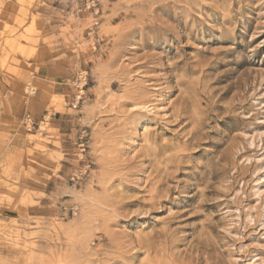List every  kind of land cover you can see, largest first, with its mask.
I'll use <instances>...</instances> for the list:
<instances>
[{"label":"rangeland","instance_id":"obj_1","mask_svg":"<svg viewBox=\"0 0 264 264\" xmlns=\"http://www.w3.org/2000/svg\"><path fill=\"white\" fill-rule=\"evenodd\" d=\"M5 12L0 264H264V0Z\"/></svg>","mask_w":264,"mask_h":264},{"label":"crops","instance_id":"obj_2","mask_svg":"<svg viewBox=\"0 0 264 264\" xmlns=\"http://www.w3.org/2000/svg\"><path fill=\"white\" fill-rule=\"evenodd\" d=\"M6 13L0 14V32L3 29L4 23H6ZM8 25H10L8 23ZM0 38V43H1ZM1 49V47H0ZM16 61L21 64L20 67H18V70H20L17 73V77H12L8 74V71L10 70H3L1 67V60H2V53L0 50V132L9 133L11 131V125L15 120H17L18 116L17 114H20L21 112L16 111V108L19 107V103L15 102L11 97V92H16L17 88L21 85H23V81L30 78L29 74H32V76H35V65L36 62L25 60L20 57H15ZM27 66H33V68H26ZM39 67L41 69V64L39 63ZM15 66V65H12ZM17 67V66H16ZM14 69V68H13ZM16 69V68H15ZM20 76V77H19ZM19 89V88H18ZM38 101H32V108L34 109L35 117L37 119L41 118V114H43L44 109L46 108V104H42V112L39 110H36V104ZM22 108V107H21ZM20 108V109H21ZM18 109V108H17ZM23 109V108H22ZM39 109V107H38ZM22 111V110H21Z\"/></svg>","mask_w":264,"mask_h":264},{"label":"built area","instance_id":"obj_3","mask_svg":"<svg viewBox=\"0 0 264 264\" xmlns=\"http://www.w3.org/2000/svg\"><path fill=\"white\" fill-rule=\"evenodd\" d=\"M34 94V90H31L30 91V95H33ZM24 123L26 126L28 127H32L33 126V122H32V119L30 118V116H25L24 118Z\"/></svg>","mask_w":264,"mask_h":264}]
</instances>
